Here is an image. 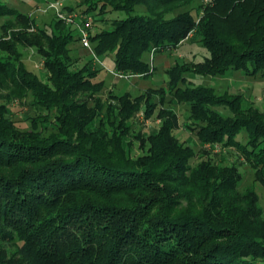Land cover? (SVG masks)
Masks as SVG:
<instances>
[{"label":"trees","instance_id":"16d2710c","mask_svg":"<svg viewBox=\"0 0 264 264\" xmlns=\"http://www.w3.org/2000/svg\"><path fill=\"white\" fill-rule=\"evenodd\" d=\"M111 1L80 10L96 18L108 7L128 14L90 35L91 59L113 54L117 71L147 78L153 68L146 53L177 47L192 34L210 55L169 67L165 86L111 93L117 103H106L105 80H96L91 60L77 65L74 33L62 19L50 32L0 0L10 37L0 38V88H10L0 95V264H13L4 246L19 255L18 264H264L259 194L254 186L240 189L237 161L206 147L236 150L264 184V114L244 107L242 96L188 78L229 69L264 75V0H207L201 15L197 8L174 13L193 0ZM138 5L148 12L135 13ZM18 23L37 31L14 30ZM19 45L37 47L44 77L28 68ZM24 96L42 113L20 131L10 107ZM167 96L189 104L185 124L198 137L199 156L175 133L180 119L167 109ZM156 107L162 123L141 135L145 152L132 156L136 118ZM103 110L108 120L97 124Z\"/></svg>","mask_w":264,"mask_h":264},{"label":"rangeland","instance_id":"374dc122","mask_svg":"<svg viewBox=\"0 0 264 264\" xmlns=\"http://www.w3.org/2000/svg\"><path fill=\"white\" fill-rule=\"evenodd\" d=\"M110 3L111 0H8L9 4L17 7L18 9L28 12L35 18L36 23L46 28L48 31L52 32L56 29V19L60 18L63 20L66 28L68 27L74 33L73 40L69 44L71 47V55L79 67L83 66L88 60H91V66L97 75L96 80L103 78L105 86L100 92V95L106 100V103L116 104L117 100L112 99L110 96L112 94H122L125 91L133 92L134 94L146 91L149 87H160L165 86L164 80L167 78V69L173 66L175 63H197L202 61L205 57L210 55V51L206 46H204L200 36L197 34L191 35L190 38L185 39L179 46L171 47L164 51H157L154 47L145 54V59H148L149 65L153 69L152 74L144 78L140 73H134L131 77L124 76L125 72H122V76L115 74V61L113 54L108 56H97L92 58V50L85 46L82 42V30L88 31L89 38L92 33H95L98 29L111 28L112 23L116 19H121L126 17L127 11L124 9H110L108 7L107 12L97 18L94 14L84 13L80 10L83 9L87 3L93 2L97 3L99 8H102L103 2ZM207 0H193L189 5L179 6L174 12L179 13L184 10L199 9L200 15L203 14L204 3ZM55 4V5H53ZM67 5L73 6L72 8ZM57 8L63 11L59 13ZM163 9V8H162ZM161 9V10H162ZM135 13H147V8L144 5H138L135 7ZM61 14L63 16H61ZM77 14V16L75 15ZM173 14H167V16H172ZM67 17L73 18V21H68ZM92 17V20L90 19ZM102 17V18H101ZM8 18H0V38L5 37L9 39L10 37L6 35L3 29L4 23ZM14 30H28L29 32H36V27H30L24 29L23 24L18 23ZM8 37V38H7ZM42 41L47 43V41L41 36ZM91 41V38H90ZM92 47L94 46L92 44ZM20 49L23 51V59L29 69L37 71L40 77H44L46 69L44 68V59L41 55L37 53L36 46H24L19 45ZM0 50V54H2ZM5 54V52L3 53ZM164 55V56H163ZM164 60H161V57ZM167 59V60H165ZM193 65V64H192ZM117 71V70H116ZM188 78L193 83H204L214 87L219 94H232V96L243 97L244 107L246 104H252L253 107H257L261 113L264 114V75L254 74L250 75L242 70L229 69L223 76H204L196 72H189ZM10 88L2 85L0 88V95H6ZM159 96H156V99ZM170 96H167L165 104L167 109H172L179 115L180 128L176 130V134L182 140H187L196 149L197 155L200 153V143L198 137L194 130L187 129L186 122L190 123L188 118L189 114V104L184 102L170 101ZM5 101L2 98L0 102ZM32 99L31 96H24L22 101H15L10 109L15 113L16 127L20 131L30 130L33 128V122L31 117H36L40 115L42 110H36L30 106ZM159 107H156L153 114L149 117L146 116V110L140 111L134 123L132 131L129 133L133 141V146L130 150L132 156H136L145 152L141 148V135L145 133H150L154 129H158L162 123V118L158 114ZM224 111V110H223ZM225 113H229L226 110ZM106 110L100 111L96 123L100 122L99 118L106 121L107 116ZM110 116V115H109ZM112 116V115H111ZM113 118V117H112ZM108 120V119H107ZM135 121V120H134ZM44 124L41 123L40 126ZM39 126V127H40ZM46 131V130H44ZM46 133V132H45ZM206 147L213 151L214 153H219L221 158L227 157L226 161H237V168L241 175L240 189L243 191L249 186H254L259 194L258 206L262 209L260 218L264 220V184L259 180L255 174V168L249 163H246L243 157L239 156L236 150L231 149V151L222 149L221 146L211 144H206ZM215 147V148H211ZM212 152V153H213ZM196 157L195 161L199 159ZM3 243V242H2ZM5 259H12L13 264L19 263V255L16 254L12 247L4 246L2 247ZM263 263V262H262Z\"/></svg>","mask_w":264,"mask_h":264},{"label":"built area","instance_id":"2783aa9c","mask_svg":"<svg viewBox=\"0 0 264 264\" xmlns=\"http://www.w3.org/2000/svg\"><path fill=\"white\" fill-rule=\"evenodd\" d=\"M53 5H55V4H53ZM57 10H58V12L59 13H62L63 11H61V9H59V8H57ZM63 14V13H62ZM61 14V16H63ZM76 16H77V14H75ZM90 19L92 20V17H90ZM67 20L68 21H73V18H71V17H67ZM82 42H83V44L85 45V46H87V47H89L91 50H92V52H93V47H92V45H91V41H90V38H89V34H88V31H86L85 32V30H82ZM113 71V70H112ZM115 74H119V75H123L122 74V72H119V71H113ZM132 75H134L133 73H127V74H124V76H132Z\"/></svg>","mask_w":264,"mask_h":264},{"label":"crops","instance_id":"0c3cea01","mask_svg":"<svg viewBox=\"0 0 264 264\" xmlns=\"http://www.w3.org/2000/svg\"><path fill=\"white\" fill-rule=\"evenodd\" d=\"M164 56V55H163ZM161 57V60H164V57ZM165 60H167V59H165ZM116 70V69H115ZM113 72V71H112ZM131 77V76H130ZM166 80H167V78L164 80V82H165V84H166ZM106 82V81H105Z\"/></svg>","mask_w":264,"mask_h":264}]
</instances>
